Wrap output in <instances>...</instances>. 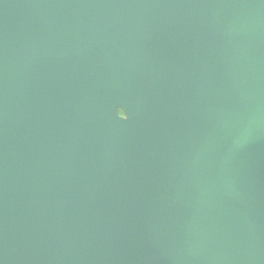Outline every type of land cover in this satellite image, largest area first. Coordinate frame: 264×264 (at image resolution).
Returning a JSON list of instances; mask_svg holds the SVG:
<instances>
[{"label":"water","instance_id":"1","mask_svg":"<svg viewBox=\"0 0 264 264\" xmlns=\"http://www.w3.org/2000/svg\"><path fill=\"white\" fill-rule=\"evenodd\" d=\"M0 264H264V0H0Z\"/></svg>","mask_w":264,"mask_h":264},{"label":"rangeland","instance_id":"2","mask_svg":"<svg viewBox=\"0 0 264 264\" xmlns=\"http://www.w3.org/2000/svg\"><path fill=\"white\" fill-rule=\"evenodd\" d=\"M36 27H37V30H38L39 35H41L42 34L41 26L39 24H37ZM117 113L123 119H129L130 114H131V112H130V110L128 108L125 109L123 107H117Z\"/></svg>","mask_w":264,"mask_h":264}]
</instances>
